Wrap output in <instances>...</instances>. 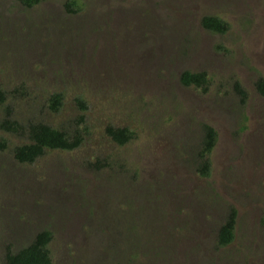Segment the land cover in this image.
Instances as JSON below:
<instances>
[{"label":"rangeland","instance_id":"374dc122","mask_svg":"<svg viewBox=\"0 0 264 264\" xmlns=\"http://www.w3.org/2000/svg\"><path fill=\"white\" fill-rule=\"evenodd\" d=\"M205 15L228 30L207 32ZM183 71L205 72L207 91L183 87ZM260 77L264 0H0V264L43 230L52 264H264ZM35 122L81 143L20 164L12 150ZM202 124L217 133L209 178L175 158L192 156ZM109 126L133 136L119 146ZM230 207L233 241L219 248Z\"/></svg>","mask_w":264,"mask_h":264},{"label":"trees","instance_id":"16d2710c","mask_svg":"<svg viewBox=\"0 0 264 264\" xmlns=\"http://www.w3.org/2000/svg\"><path fill=\"white\" fill-rule=\"evenodd\" d=\"M24 8H32L38 5L41 0H18ZM67 11L74 13L76 11L74 3H68ZM200 26L209 33L222 35L228 30V24L211 15H205L200 20ZM179 83L185 88H194L202 93L207 91L208 79L207 74L201 72L183 71L178 76ZM255 91L259 96L264 98V79L258 78L254 84ZM233 92L240 97L241 104H245L247 99V91L240 85L238 81L233 84ZM7 93L0 87V107L5 104ZM81 110H85V104L77 99ZM49 109L53 112L58 111L62 103V95L54 93L50 96ZM3 128L12 132H17L19 125L15 121L5 120L2 123ZM107 136L117 145H125L133 136L128 128H106ZM200 143L193 149L192 156L187 153L186 158H182L178 154L175 156L177 160L192 166L194 173L199 178H209L211 175V162L209 155L217 142L216 131L208 124L201 125ZM26 138L28 143L15 146L12 150L14 159L20 164H32L36 159L40 158L45 151L61 150L72 151L81 143V135L79 133L67 134L63 130L52 128L41 122L30 123L26 127ZM183 147V145H181ZM180 147V148H181ZM7 148L6 141L0 138V151ZM178 152H183V150ZM237 212L233 207L229 208L227 214L224 215L223 223L220 225L216 235V246L223 248L233 241L234 229L236 223ZM261 225L264 227V215L261 217ZM51 232L43 230L38 232L31 241L26 245L17 249L13 253L7 252L4 264H52L48 244L51 241Z\"/></svg>","mask_w":264,"mask_h":264}]
</instances>
